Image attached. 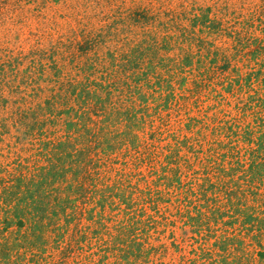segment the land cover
<instances>
[{
	"label": "trees",
	"instance_id": "16d2710c",
	"mask_svg": "<svg viewBox=\"0 0 264 264\" xmlns=\"http://www.w3.org/2000/svg\"><path fill=\"white\" fill-rule=\"evenodd\" d=\"M196 11L162 21L138 6L121 30L1 65L0 264H264V39L250 32L264 23ZM132 26L140 37L121 38ZM219 85L246 97L235 114L189 116L188 135L164 138L190 94ZM157 165L154 189L139 169ZM154 224L185 236L155 247Z\"/></svg>",
	"mask_w": 264,
	"mask_h": 264
},
{
	"label": "rangeland",
	"instance_id": "374dc122",
	"mask_svg": "<svg viewBox=\"0 0 264 264\" xmlns=\"http://www.w3.org/2000/svg\"><path fill=\"white\" fill-rule=\"evenodd\" d=\"M138 6L150 8L160 15L162 21H168L171 13L197 9V13L209 14L217 25L221 23L227 28L241 29L244 22L256 11L262 16L264 23V0H0V67L3 63L28 55L32 51L48 49L58 41L80 39L83 34L90 32L106 33L111 27H118L121 30L122 25H115L120 19V12L125 15L128 10ZM255 27H261L260 23L255 22ZM131 30L133 34H123L121 38H139L142 34L140 28L132 26ZM159 30L158 27L154 28V35H157ZM250 32H255L257 36L261 35L264 39V33L255 29ZM200 35L207 37V40L214 42L218 47L231 48L232 40L228 38L220 39L217 35L209 37L204 33ZM196 50L197 48H194V51ZM178 55L179 51L173 50L167 57ZM25 65L22 69L26 67ZM239 97L243 100L246 98L229 92L220 85L190 94L180 115L177 117V114L173 113L172 119L168 120V126L163 127L166 131L164 138L171 132L188 135L186 124L189 116L214 118L222 116L224 112L235 114ZM187 113L190 114L187 115ZM163 114L165 116V113ZM157 119L154 105V131L159 125ZM167 130H169L168 133ZM169 143H172L171 138L162 142H158L157 138L154 139V144L159 147H164ZM133 168L131 166L129 171H133ZM160 169L159 165L155 166L153 175L152 169L143 166L139 172L149 182L154 183V189H156ZM159 189L163 190V188ZM160 208L164 212L169 210L175 213L176 211V206L172 203L163 204ZM149 214L155 216V212L150 210ZM184 231L180 224H177L175 228L158 227L154 224V230L149 234L151 243L158 247L162 243H171L172 232L177 238H182L185 236ZM157 259L158 256L154 255V263H157ZM171 259L173 257H167L163 261L169 262Z\"/></svg>",
	"mask_w": 264,
	"mask_h": 264
}]
</instances>
